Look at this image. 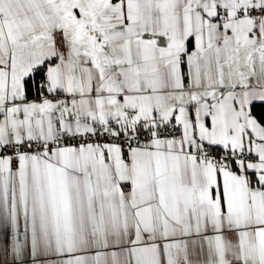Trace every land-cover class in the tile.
<instances>
[{
	"label": "snow or ice",
	"instance_id": "6c2138e0",
	"mask_svg": "<svg viewBox=\"0 0 264 264\" xmlns=\"http://www.w3.org/2000/svg\"><path fill=\"white\" fill-rule=\"evenodd\" d=\"M0 264H264V0H0Z\"/></svg>",
	"mask_w": 264,
	"mask_h": 264
}]
</instances>
